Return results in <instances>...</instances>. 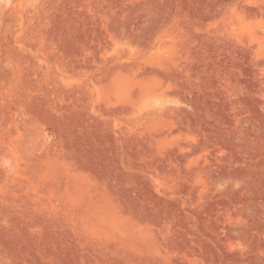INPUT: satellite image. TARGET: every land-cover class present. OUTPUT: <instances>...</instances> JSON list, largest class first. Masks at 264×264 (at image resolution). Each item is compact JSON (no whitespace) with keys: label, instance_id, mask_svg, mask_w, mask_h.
Here are the masks:
<instances>
[{"label":"rangeland","instance_id":"1","mask_svg":"<svg viewBox=\"0 0 264 264\" xmlns=\"http://www.w3.org/2000/svg\"><path fill=\"white\" fill-rule=\"evenodd\" d=\"M0 264H264V0H0Z\"/></svg>","mask_w":264,"mask_h":264}]
</instances>
